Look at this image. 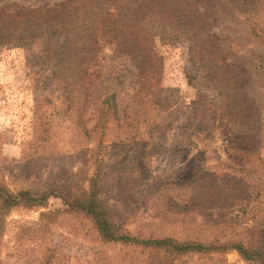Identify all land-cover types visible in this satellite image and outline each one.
Returning <instances> with one entry per match:
<instances>
[{"label":"rangeland","instance_id":"1","mask_svg":"<svg viewBox=\"0 0 264 264\" xmlns=\"http://www.w3.org/2000/svg\"><path fill=\"white\" fill-rule=\"evenodd\" d=\"M60 1L63 0H0V13L52 7ZM194 1L204 11L206 3ZM215 32L219 33L220 47L231 65L226 71L232 74L223 77L231 107L224 109L222 98L207 85L194 47L184 41L159 39L156 46L162 56V75L155 99L163 108L159 116L156 111L146 112L148 122L156 121L155 131L147 134L145 124L140 123L135 143L120 144L111 133L100 142L87 141L76 134L72 123L57 111L59 104L54 102L52 108L40 101L44 93L36 81L42 70L32 52L16 40L0 43V182L13 192L50 188L64 194L87 188L94 178L104 185V200L109 207L113 206L123 228L142 236L168 235L180 239L196 233L219 235L249 225V208L256 200L246 198L248 181L244 183L239 175L226 176L222 167L226 162H240L246 157L242 149L261 140L256 108L263 98L261 92L251 87L249 72L238 63L241 47L230 45L232 37L222 28ZM99 58L100 77L91 87L93 103L86 109V118H94L96 102L108 94L115 95L119 111L129 114L138 87L130 57L104 48ZM92 123L89 121L88 125ZM41 136L45 140L39 144L37 138ZM259 154L264 157L262 152ZM204 174L208 179L205 182L232 190V205L212 208L213 218L208 222H201V215L166 213L162 195L174 194L175 200L182 198L185 203L189 196L185 185L194 182L195 189L202 188ZM257 201L263 202L264 195ZM245 202L248 207L242 205ZM40 212L55 216L50 227L52 246L69 255L70 264H219L215 256L195 255L176 262L140 248L104 244L89 220L69 213L55 197L49 198L43 208L17 209L10 214L3 237V258L6 254L13 256L11 260L22 256L26 246L17 252L13 249L15 227L18 223L35 222ZM223 258L225 264H247L235 251Z\"/></svg>","mask_w":264,"mask_h":264},{"label":"trees","instance_id":"2","mask_svg":"<svg viewBox=\"0 0 264 264\" xmlns=\"http://www.w3.org/2000/svg\"><path fill=\"white\" fill-rule=\"evenodd\" d=\"M203 1L204 11L194 0H63L52 7L20 8L0 13V43L16 40L32 52L42 70L36 81L44 93L40 101L48 106L59 104L57 111L72 123L76 134L87 141H99L111 133L118 144L135 143L140 123L145 124L147 134L155 131L156 121L148 122L147 110L156 111L159 116L163 108L155 99L162 75V56L156 46L159 39L184 41L194 47L207 85L222 98L224 109L231 107L228 85H224L223 78L232 74L226 71L231 65L220 47L219 33L215 32L222 28L232 37L230 45L241 47L238 63L249 72L251 87L261 92L263 98L256 108L261 140L242 149L246 157L242 155L240 162H226L222 167L226 176L239 175L244 183L248 181L246 198L256 200L249 208L250 224L237 232L219 235L196 233L180 239L168 235L142 236L123 228L113 206L109 207L104 200V185L94 178L87 188L64 194L50 188L13 192L0 182V264H70V256L52 246L50 227L55 216L45 212H40L35 222L18 223L15 227L13 249L17 252L26 246L22 256L14 260L11 254L2 257L10 214L17 209L43 208L51 197L59 198L69 213L89 220L104 244L140 248L176 262L198 255L215 256L216 262L225 264L223 256L235 251L247 264H264V201H257L264 195V157L259 156L260 152L264 154V0ZM104 48L130 57L138 87L129 114L119 111L115 95L108 94L96 102L94 118H86V109L93 103L91 87L100 77L99 54ZM89 121H93L91 126ZM243 122L241 125L245 126ZM37 139L39 144L45 140L42 136ZM203 178L204 186L200 189L194 188L197 185L194 182L185 185L189 195L185 203L182 198L175 200L174 194H163L165 212L201 215V222H208L213 218L212 208L232 205V190L213 185L212 181L205 182L206 174ZM242 205L248 207L249 203ZM229 222H225L227 227Z\"/></svg>","mask_w":264,"mask_h":264}]
</instances>
